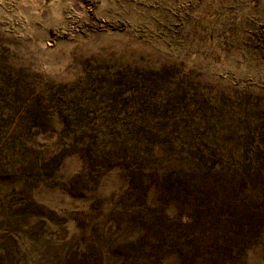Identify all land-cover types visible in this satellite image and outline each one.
<instances>
[{
  "label": "rangeland",
  "instance_id": "374dc122",
  "mask_svg": "<svg viewBox=\"0 0 264 264\" xmlns=\"http://www.w3.org/2000/svg\"><path fill=\"white\" fill-rule=\"evenodd\" d=\"M0 264H264V0H0Z\"/></svg>",
  "mask_w": 264,
  "mask_h": 264
}]
</instances>
